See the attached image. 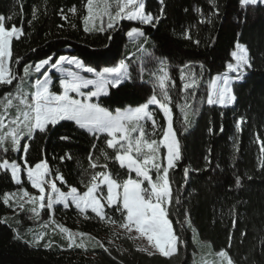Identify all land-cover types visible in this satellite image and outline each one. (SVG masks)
I'll return each mask as SVG.
<instances>
[{
	"label": "trees",
	"instance_id": "trees-1",
	"mask_svg": "<svg viewBox=\"0 0 264 264\" xmlns=\"http://www.w3.org/2000/svg\"><path fill=\"white\" fill-rule=\"evenodd\" d=\"M144 2L146 11L158 14L159 2ZM85 4L86 0H0V14H14L13 19L7 21L8 26L15 24L24 32L19 40H13V61L21 59L19 64L13 63L12 68L22 75L25 64L34 65L48 56L54 61L60 55H67L101 70L123 59L129 64L132 80L119 89H110V94L98 101L114 111L146 102L153 94L156 75L162 67L160 60H164L176 85L170 89L171 107L182 154L177 167L170 172L173 195L180 200L179 204L173 203L170 219L183 243L178 245V253L171 258L148 255L138 251L136 243L127 235L113 232L112 227H119L118 224L101 221L92 212L85 215L72 206L57 205L51 216L55 224H49L56 229V235L42 240L40 246H34L32 234L50 221L49 212L42 210L38 218L28 211L11 215V207L3 201L4 194L19 187L28 191L31 188L24 172L21 174L22 185H15L9 172L0 171V220H7V223H0V264H192L196 250L192 232L199 242L209 245L212 253L221 249L228 251L235 264H264V169L260 167V161L264 159L261 152L264 143V5L245 9L241 8L239 0H215L217 7H213L210 0H165V14L155 27L122 20L114 29L86 32L83 23ZM73 8L75 14L71 11ZM34 9L38 10L35 19ZM64 16L68 19H63ZM132 28H139L145 34L133 44L127 40V33ZM237 39L249 48L253 67L245 81L233 84L238 97L235 104L225 108L209 106L206 103L209 82L226 71ZM185 65L189 67L185 68ZM181 69L186 75L195 73L200 81L195 98L188 97L192 109L188 110L190 123L186 132L183 113L178 107L184 104L188 95L181 91ZM11 89V86H0V97ZM53 91L58 92L56 82ZM156 91L158 93L159 89ZM150 110L158 125H166L156 106H150ZM241 117L245 123L237 131L236 122ZM62 124L47 135L36 134L34 138L22 141L30 145L26 158L33 166L46 159L53 178L59 173L67 182L60 184L57 181L62 191L75 186L83 192L82 180L87 179L85 170L89 168V153L93 152L95 158L100 157L102 149L109 156L113 151L106 149L103 137L95 140L71 122ZM160 134L158 131L156 138ZM61 136L69 139L61 140ZM93 144L97 145L95 150ZM66 154L72 159L61 161L60 157ZM206 156L211 163L205 160ZM22 157L23 152L0 151V161L8 159L23 164ZM101 162H104L102 157ZM108 163L119 179L127 178V169L119 168L111 160ZM186 167L190 170L187 183L184 182ZM237 175L242 177L240 187L235 185ZM249 176L252 179H248ZM106 211L116 221L121 220L119 212ZM185 212L190 217L191 227L177 223L185 219ZM56 225H62L72 233H85L99 239L108 251L99 246L87 250L69 247L57 232ZM242 232L246 233L243 238ZM17 234L21 239H16ZM48 242L51 247H44Z\"/></svg>",
	"mask_w": 264,
	"mask_h": 264
},
{
	"label": "snow or ice",
	"instance_id": "snow-or-ice-1",
	"mask_svg": "<svg viewBox=\"0 0 264 264\" xmlns=\"http://www.w3.org/2000/svg\"><path fill=\"white\" fill-rule=\"evenodd\" d=\"M210 2L213 7H217L215 0ZM159 4L158 14L153 15L146 11L144 0H86L84 30L89 32L95 29L104 32L114 29L122 20L137 21L155 27L165 14V0H159ZM239 4L241 8L246 9L250 6L264 5V0H239ZM37 11V9L33 11L34 19ZM71 11L75 14L76 9L73 8ZM216 14L218 15V12ZM13 15L0 14V86H11L14 89L0 97V151L23 152L24 157H22L23 164L3 159L0 161V170L10 172L11 179L16 185H22L21 174L26 171L28 182L38 194H31L21 187L16 193H5L4 203L9 204L10 207L14 206V211H30L37 218L41 210L47 209L50 213L49 223L52 224H55L51 219L55 213V205H62L64 208L74 205L81 214L86 215L90 210L101 221L112 225L118 224L129 239L144 240L146 246L138 248V251L146 252L148 255L159 254L166 258L176 255L178 245L183 243V240L175 231L173 221L170 219L173 203H180L179 197L173 195L170 172L175 170L182 159V154L171 107L173 101L170 89L175 88L176 85L164 66V60H160L162 65L160 74H154L156 80L153 94L146 102L126 110L112 111L103 107L98 101L101 96H108L110 89H119L127 81L132 80L129 64L125 60L121 59L113 66L97 70L75 56L60 55L54 61L52 56H48L34 65L25 64L21 75L12 68V64H19L21 59L17 58L13 61L12 43L14 39L19 40L24 32L15 24L8 26L7 21H11ZM63 19L67 20L68 17L64 16ZM97 22H99L98 28ZM207 22L211 23V20ZM127 35L138 39L145 34L139 28H132ZM196 43L200 42L196 41ZM230 57L231 62L226 64V71L217 74L209 82V91L206 95V103L209 106L218 105L223 108L235 104L238 97L233 82L245 81L248 71L253 67L249 48L239 39L234 43ZM66 65L68 67H65ZM184 67L188 68L189 65ZM200 67L203 69L204 66ZM49 69L61 74L58 78V87L61 89L59 92L53 91L54 83L49 75ZM82 73L92 74L93 78H88ZM34 74L39 76L33 81L31 77ZM180 78L183 81L181 91L188 94L184 104L178 105L183 113L186 132L190 123L188 110L192 109L188 97L195 98L200 81L195 73L190 72L186 75L183 69ZM157 89H159L158 93ZM150 106L159 109L166 125H158ZM62 122H71L95 140L103 137L106 149L113 151V155L109 156L108 152L102 149L100 157L95 158L93 152L89 153V168L85 170L87 179L82 180L85 188L83 192L75 186H69L67 192L62 191L57 181L60 184L67 182L59 173L53 178L46 159L40 160L33 166L26 158L30 145L22 141L34 138L36 134L47 135L57 126H63ZM147 122H151V135L145 131L144 124ZM243 123H245L243 117L237 120V131L241 130ZM158 131L161 134L156 138ZM208 131L212 132V129L209 128ZM60 139L68 140L69 137L61 136ZM96 147V144L92 145L93 150ZM261 152L264 153V143L261 144ZM101 157L104 162H101ZM66 159H72L71 155L60 157L61 161ZM109 160L118 164L119 168L127 169V178L119 179L118 173L114 174L109 168ZM205 160L211 163L207 156ZM260 167L264 169V159L260 161ZM189 172V168H184L185 183L189 178ZM248 179L252 177L249 176ZM241 181L242 177L237 175L236 187L241 186ZM26 205H28L27 209ZM106 209H111L114 213L119 212L121 220L116 221L110 217ZM184 216L185 219L178 220L177 223H181L182 226L186 223L191 227L188 213L185 212ZM0 223H7V220H0ZM235 225L236 221L233 220V227ZM43 227L47 228L48 223ZM56 227L66 236L69 247L76 243L77 235L87 236L85 233L74 234L62 225ZM46 235V232L39 233L31 243L40 246V241L44 240ZM244 236L246 233L242 232L241 237ZM16 239H21L19 234ZM228 239L231 247V234ZM96 244L108 251L103 243L96 241ZM43 246L51 247V242ZM76 246L85 247V244L82 240ZM215 256L218 259L212 264H235L228 251L224 249L215 253ZM204 264L208 262L205 261Z\"/></svg>",
	"mask_w": 264,
	"mask_h": 264
},
{
	"label": "rangeland",
	"instance_id": "rangeland-1",
	"mask_svg": "<svg viewBox=\"0 0 264 264\" xmlns=\"http://www.w3.org/2000/svg\"><path fill=\"white\" fill-rule=\"evenodd\" d=\"M157 2H159V0H156ZM124 21H127V20H124ZM105 22H107L106 21V18H105ZM130 22H137V21H130ZM139 23V22H138ZM143 25V24H142ZM144 26H147V25H144ZM91 27V26H90ZM99 27V22H97V28ZM92 31H98V30H95V29H93ZM141 38V37H140ZM140 38H138V39H140ZM138 39H133V38H130V37H128V35H127V40L130 42V43H135ZM47 67V66H46ZM65 67H68L67 65L65 66ZM160 69H161V67L158 69V72H157V75H159L160 74ZM49 75L52 77V79H53V83H55L56 82V87H58V78L60 77V73H58V72H56L54 69H49ZM82 75H85V76H87L88 78H93V76H92V74H88V73H82ZM37 76H39V74H34L32 77H31V79L34 81L36 78H37ZM41 79L43 78V77H40ZM214 78V77H213ZM235 82H238V81H234L233 82V84L235 83ZM25 90L27 91L28 90V87H27V85L25 86ZM11 91H14V89L12 88L11 89ZM59 91H61V89H59V87H58V92ZM85 91H87V90H85ZM209 91V90H208ZM101 97H103V96H101ZM94 102H96V100H95V98H94ZM215 106H217V107H220V106H218V105H215ZM232 105H230V106H227V107H231ZM222 108V107H221ZM223 108H225V107H223ZM127 109V108H126ZM126 109H124V110H126ZM148 126H149V128H148ZM144 127H145V131L149 134V135H151V133H152V126H151V122H147V123H145L144 124ZM1 171V170H0ZM3 171V170H2ZM10 173V172H9ZM24 174L26 175V171L24 172ZM135 175V174H134ZM26 179H27V175H26ZM28 181V180H27ZM14 182V181H13ZM29 183V182H28ZM29 185H30V183H29ZM30 191H28L29 193H31V194H38L37 193V190L36 189H33L32 187H31V185H30ZM19 189H20V187L19 188H17L14 192H12V193H16V192H18L19 191ZM105 191H106V189H105ZM67 192V191H66ZM55 206H57V205H55ZM60 206H62V205H60ZM73 208H75V206L74 205H71ZM63 207V206H62ZM28 208V205H26V209ZM64 208V207H63ZM11 209H12V214L11 215H15V214H17V213H19V212H21V211H19V210H15L14 211V206H11ZM76 209V208H75ZM47 210V209H46ZM76 210H78V209H76ZM42 211V210H41ZM40 211V212H41ZM48 211V210H47ZM79 211V210H78ZM28 212H30V211H28ZM49 212V211H48ZM88 212H91L90 210L88 211ZM31 213V212H30ZM31 214H33V213H31ZM34 215V214H33ZM49 216H50V213H49ZM44 224H46V223H44ZM43 224V225H44ZM49 224H51V223H49L48 222V227L47 228H45V227H43V225H41V227L40 228H37L36 229V231L32 234V240L34 239V237L36 236V235H38L39 233H41V232H46L47 233V235L45 236V238L46 239H49V238H52L53 236H55L56 235V229L55 230H53L51 227H50V225ZM112 229H113V232L114 233H116V234H125L124 233V231L121 229V228H119V227H117V226H113L112 227ZM57 232H59L60 233V231L59 230H57ZM61 234V233H60ZM74 234H76V233H74ZM62 235V237L63 238H65V240L67 241V243H69L68 242V240L66 239V236L64 235V234H61ZM125 235H127V234H125ZM128 236V235H127ZM44 238V239H45ZM83 240V242H84V244H85V247H77L76 246V244H80L81 243V241ZM135 243H136V245H137V247L138 248H140V247H145L146 246V242L144 241V240H141V239H132ZM96 241H99V242H101V240H99V239H93V237H90V236H84V237H80V236H76V243L75 244H73V246L72 247H77V248H80V249H83V250H87V249H93V248H96L97 247V244H96ZM192 241H193V243H195V245H196V250H195V252H194V254H193V262H192V264H204V262L205 261H207L208 262V264H212V262L213 261H216L218 258L215 256V253H212L209 249H210V247H209V245L208 244H204V243H202V242H199V240L197 239V237L195 236V234H194V232H192ZM41 242V241H40ZM109 242H110V240H109ZM146 253V252H145ZM155 255H159V254H155Z\"/></svg>",
	"mask_w": 264,
	"mask_h": 264
},
{
	"label": "crops",
	"instance_id": "crops-1",
	"mask_svg": "<svg viewBox=\"0 0 264 264\" xmlns=\"http://www.w3.org/2000/svg\"><path fill=\"white\" fill-rule=\"evenodd\" d=\"M2 171V170H1ZM14 183V182H13ZM15 184V183H14ZM16 185V184H15Z\"/></svg>",
	"mask_w": 264,
	"mask_h": 264
}]
</instances>
